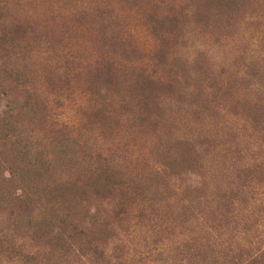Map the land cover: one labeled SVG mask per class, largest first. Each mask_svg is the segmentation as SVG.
<instances>
[{
    "label": "rangeland",
    "instance_id": "rangeland-1",
    "mask_svg": "<svg viewBox=\"0 0 264 264\" xmlns=\"http://www.w3.org/2000/svg\"><path fill=\"white\" fill-rule=\"evenodd\" d=\"M0 108L117 175L108 264L264 260V0H0Z\"/></svg>",
    "mask_w": 264,
    "mask_h": 264
},
{
    "label": "trees",
    "instance_id": "trees-1",
    "mask_svg": "<svg viewBox=\"0 0 264 264\" xmlns=\"http://www.w3.org/2000/svg\"><path fill=\"white\" fill-rule=\"evenodd\" d=\"M5 114L0 108V258L16 264H43L38 263L39 256L48 264H108L103 253L114 228L107 220L100 222L97 212L91 213L84 192L101 196L107 191L105 196L110 197L119 189L117 175L109 170L82 171L67 155L64 138L54 137L53 130L51 138L35 140L32 133H7ZM26 114L32 120L36 110L30 107ZM44 139H49L48 149ZM262 147L258 172L263 176ZM78 206L81 216L62 213ZM248 252L246 264H264L261 254ZM53 254L57 256L51 258Z\"/></svg>",
    "mask_w": 264,
    "mask_h": 264
}]
</instances>
